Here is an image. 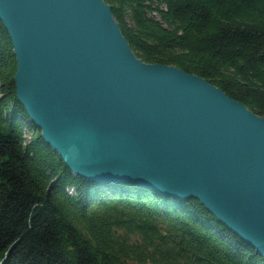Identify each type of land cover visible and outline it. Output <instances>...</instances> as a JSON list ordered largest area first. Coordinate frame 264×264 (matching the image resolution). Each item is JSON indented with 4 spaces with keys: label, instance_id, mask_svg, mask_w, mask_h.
<instances>
[{
    "label": "water",
    "instance_id": "95a60500",
    "mask_svg": "<svg viewBox=\"0 0 264 264\" xmlns=\"http://www.w3.org/2000/svg\"><path fill=\"white\" fill-rule=\"evenodd\" d=\"M17 98L70 169L196 197L264 257V116L140 59L105 0H0Z\"/></svg>",
    "mask_w": 264,
    "mask_h": 264
},
{
    "label": "trees",
    "instance_id": "16d2710c",
    "mask_svg": "<svg viewBox=\"0 0 264 264\" xmlns=\"http://www.w3.org/2000/svg\"><path fill=\"white\" fill-rule=\"evenodd\" d=\"M105 1L140 59L264 116V0ZM16 71L0 19V264H264L196 197L76 175L18 100Z\"/></svg>",
    "mask_w": 264,
    "mask_h": 264
},
{
    "label": "rangeland",
    "instance_id": "374dc122",
    "mask_svg": "<svg viewBox=\"0 0 264 264\" xmlns=\"http://www.w3.org/2000/svg\"><path fill=\"white\" fill-rule=\"evenodd\" d=\"M26 133H27L28 136H30V132H29L28 130L26 131ZM70 191H71L72 193H74V190H73V189H70ZM218 220H219V219H218ZM220 222H221V221H220ZM225 225H226V224H225ZM132 264H135V263H132Z\"/></svg>",
    "mask_w": 264,
    "mask_h": 264
},
{
    "label": "bare ground",
    "instance_id": "6f19581e",
    "mask_svg": "<svg viewBox=\"0 0 264 264\" xmlns=\"http://www.w3.org/2000/svg\"><path fill=\"white\" fill-rule=\"evenodd\" d=\"M198 199V198H197ZM200 200V199H199ZM201 201V200H200ZM208 209V208H207ZM209 210V209H208ZM234 232V231H233ZM235 233V232H234ZM237 234V233H236ZM238 235V234H237ZM241 237V236H240ZM242 238V237H241ZM244 240V239H243ZM247 242V241H246ZM250 244V243H249Z\"/></svg>",
    "mask_w": 264,
    "mask_h": 264
}]
</instances>
